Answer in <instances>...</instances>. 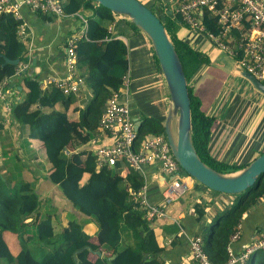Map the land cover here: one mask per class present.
Listing matches in <instances>:
<instances>
[{"label":"trees","instance_id":"trees-1","mask_svg":"<svg viewBox=\"0 0 264 264\" xmlns=\"http://www.w3.org/2000/svg\"><path fill=\"white\" fill-rule=\"evenodd\" d=\"M63 1L67 13L92 11L91 15H86L88 38L76 42L78 72L84 76L92 98L82 107L75 94L65 93L55 85L43 88L42 78L32 76L29 68L18 73L20 63L27 61L28 56L18 36L21 21L9 13H0V84L7 80L6 87L22 88L24 96L13 105V115L21 124L29 126L32 140L38 142L49 163L48 179L60 189L77 215L68 216L64 223L60 211L52 204L43 207L35 184L21 180L8 187L12 180L0 177V258L7 264H168L163 256L165 248L155 245L151 233L157 217L148 218L140 201L133 199L134 193L145 184L144 176L121 161L114 166L98 167L93 154L82 164L78 157L82 152L76 149L98 137L105 104L120 90L128 70L126 44L118 38H110L108 24L118 13L94 0ZM161 19L175 44L189 83L192 137L198 154L222 173L244 168L247 164L221 162L209 152L215 118L203 110L202 100L191 80L210 65L211 58L178 37L176 24L180 21L185 24L179 13L176 12L175 19ZM203 24L214 33L219 32L217 18L208 11L203 14ZM4 55L20 62H5ZM157 134H165L160 120H149L138 128L141 139ZM262 152L264 150L259 154ZM235 196L237 201L216 213L215 220L199 232L208 257L215 264L229 260L232 235L239 229L246 212L264 196V175L247 192ZM47 202L50 204L49 200ZM206 208L204 203L195 205L198 221L204 217ZM81 216L95 221L99 234L87 233ZM6 234L18 239L21 247L17 252H10L4 239ZM257 254L258 251L248 260L251 259V264H264V254ZM194 263L196 260L192 259L179 264Z\"/></svg>","mask_w":264,"mask_h":264},{"label":"crops","instance_id":"crops-1","mask_svg":"<svg viewBox=\"0 0 264 264\" xmlns=\"http://www.w3.org/2000/svg\"><path fill=\"white\" fill-rule=\"evenodd\" d=\"M140 1L153 7L161 18L175 19L176 9L182 0ZM21 11L25 29L24 34L18 33V36L28 60L20 63L18 71L26 64L29 73L42 80L49 76H66V41L71 33L83 26L80 18L49 17L28 6H22ZM81 13L86 17L92 11L83 10ZM95 19L101 21L100 17ZM176 25L178 37L211 58L210 65L191 80L195 93L202 100L203 110L215 118L209 145L211 156L230 164H249L264 150V94L243 76L244 70L233 56L221 51L202 33L189 29L181 21ZM108 26L110 38H118L127 46L128 70L124 79L128 78V84L122 89L121 99L128 104L133 120L136 124L140 122L139 126L152 119L165 123L171 98L150 38L121 14L115 15ZM47 86L42 84L43 88ZM10 90L7 99L0 98V177L12 180L8 187L21 180L35 184L43 207L52 204L60 211L65 223L68 216L77 215V212L48 179L49 163L38 142L32 140L29 126L21 124L13 115V105L24 96L22 88L15 86ZM92 96L86 86L76 95L82 107ZM95 140L80 147L74 144L82 152L78 156L82 164L90 154H95L100 145H109L115 138L109 133L99 132ZM142 175L149 201L161 202L169 176L162 173L157 164L144 166ZM236 201L235 195L218 193L195 179L190 180L188 192L165 206L164 215L155 219L151 231L155 245L165 248L163 256L168 264L192 261L191 237L211 224L216 213L231 207ZM197 203H204L207 207L200 221L196 218ZM80 220L87 233L99 234L95 221L87 216H81ZM240 231V236L229 246L234 257L241 256L264 231V196L246 212ZM4 239L10 252L20 249L21 244L12 234H6ZM0 264H7L3 257Z\"/></svg>","mask_w":264,"mask_h":264},{"label":"built area","instance_id":"built-area-1","mask_svg":"<svg viewBox=\"0 0 264 264\" xmlns=\"http://www.w3.org/2000/svg\"><path fill=\"white\" fill-rule=\"evenodd\" d=\"M22 6H28L42 15L59 18L79 17L82 21L83 26L71 33L66 41V76L41 79V84L55 85L65 93L79 95L86 82L84 76L78 72L76 42L81 38H88V19L81 12L67 13L63 0H0V13H9L21 21L18 28V33L21 34H24L25 29L22 23ZM205 11L217 18L218 33L203 24ZM176 12L182 16L189 29L202 33L221 51L237 57L236 62L240 67L264 84V0H182ZM25 69L26 64L22 65L18 73ZM6 83L7 80L0 84L2 99H7L11 91L6 87ZM127 84L128 78L125 77L120 90L110 96L105 104L98 130L111 134L115 140L109 145H100L95 151V160L98 167L114 166L121 161L141 174L144 166L157 164L160 171L169 176L162 201H149L146 182L133 195V199L139 200L141 208L147 211L148 218L154 219L164 215L166 205L182 198L188 192L190 180L194 178L175 158L165 134L143 139L139 137L129 106L121 99L122 89L126 88ZM95 139L93 141H96ZM240 232L239 226L231 240H236ZM189 243L192 258L197 264H215L208 257L201 234L192 236ZM259 250H264V231L239 257H234L229 248L230 258L223 264H246L249 257Z\"/></svg>","mask_w":264,"mask_h":264},{"label":"water","instance_id":"water-1","mask_svg":"<svg viewBox=\"0 0 264 264\" xmlns=\"http://www.w3.org/2000/svg\"><path fill=\"white\" fill-rule=\"evenodd\" d=\"M94 1L129 18L150 38L171 98V106L164 123L165 135L181 167L195 180L214 191L232 195L247 192L264 175V152L244 168L232 173H222L200 157L192 137L189 83L175 44L158 14L140 0ZM4 60L10 63L19 62V59H11L5 55ZM243 76L264 94V84L255 76L247 71L243 72ZM139 124L140 122L136 124L137 128ZM97 253L102 254L100 251Z\"/></svg>","mask_w":264,"mask_h":264},{"label":"rangeland","instance_id":"rangeland-1","mask_svg":"<svg viewBox=\"0 0 264 264\" xmlns=\"http://www.w3.org/2000/svg\"><path fill=\"white\" fill-rule=\"evenodd\" d=\"M154 9V8H153ZM155 11V10H154ZM157 13V12H156ZM264 254V250H259L258 251V256H261V255H263ZM248 264H251V259L250 260H248Z\"/></svg>","mask_w":264,"mask_h":264}]
</instances>
